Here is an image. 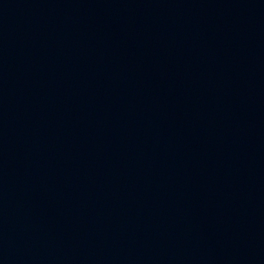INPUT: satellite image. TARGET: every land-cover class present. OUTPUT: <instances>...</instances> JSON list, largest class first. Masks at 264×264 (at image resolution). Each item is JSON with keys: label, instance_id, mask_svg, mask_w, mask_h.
I'll list each match as a JSON object with an SVG mask.
<instances>
[{"label": "water", "instance_id": "95a60500", "mask_svg": "<svg viewBox=\"0 0 264 264\" xmlns=\"http://www.w3.org/2000/svg\"><path fill=\"white\" fill-rule=\"evenodd\" d=\"M0 264H264V0H0Z\"/></svg>", "mask_w": 264, "mask_h": 264}]
</instances>
